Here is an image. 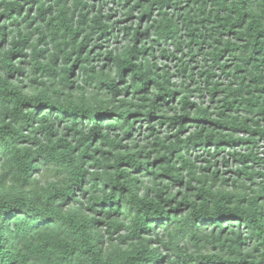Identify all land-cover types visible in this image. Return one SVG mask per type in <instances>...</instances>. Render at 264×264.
<instances>
[{
	"label": "trees",
	"instance_id": "16d2710c",
	"mask_svg": "<svg viewBox=\"0 0 264 264\" xmlns=\"http://www.w3.org/2000/svg\"><path fill=\"white\" fill-rule=\"evenodd\" d=\"M262 143L264 0H0V264H264Z\"/></svg>",
	"mask_w": 264,
	"mask_h": 264
},
{
	"label": "rangeland",
	"instance_id": "374dc122",
	"mask_svg": "<svg viewBox=\"0 0 264 264\" xmlns=\"http://www.w3.org/2000/svg\"><path fill=\"white\" fill-rule=\"evenodd\" d=\"M98 5L100 6V2L97 3V6ZM116 9H118V8H114V10L112 11V14H113L114 20L118 21V25L121 26V28H124L125 26L131 25V19L127 18V16L124 15V13H123L124 11L120 10V9L119 10H116ZM107 14H108V10H107ZM121 37H122V35H121ZM114 44H115L114 40H111L110 45L112 46ZM164 47H166V46L165 45L161 46V48H164ZM167 47H168V49L164 53L165 54L164 55L165 59L162 62H165L167 64L168 69L170 70L171 73L177 72V74H180L179 73L180 72V68L189 61L190 57L189 56H184L179 51H175L174 48H172L171 46H167ZM99 52H103V54H102L101 57H97L98 60L94 59L93 66L97 70H100L101 67L105 64V69H106L108 67V64H110V60L106 59L105 50L103 49L102 51H97V52L93 53L92 55H95L96 53H99ZM157 54H159V53H157ZM194 63L197 65V68H200V66H202L204 64L201 60H195ZM204 69H207V66H205ZM78 70H79V67H77V69L75 70L76 78L79 77ZM111 73H112L113 77L115 78V81L121 79L120 76L117 75V73H116V68L112 69ZM130 73H131L130 71H129V73H127L126 82L123 81L124 85H126L127 83H130V78H129ZM196 79H198V76H196ZM220 81H221V83H226L228 80H225L224 78H221ZM177 89H179V88L177 87ZM202 90L203 91H208V89L204 85H202ZM190 98H191V100H195L192 97H190ZM200 101L203 102L204 105H206V106L207 105H211L212 104L211 103V95H209V94L205 95L203 97V99H201ZM257 151H258L259 155L264 158V143L259 145V149ZM228 157L230 159H232L231 156L228 155ZM203 164L206 165L205 162H203ZM219 164L221 166L220 167L221 170H225L226 169V167L224 165H222V161L220 159H219ZM106 238H107V236H106Z\"/></svg>",
	"mask_w": 264,
	"mask_h": 264
}]
</instances>
